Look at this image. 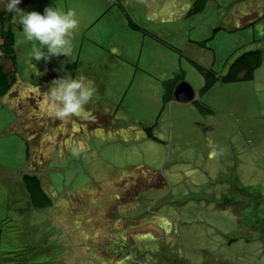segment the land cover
<instances>
[{
	"label": "rangeland",
	"instance_id": "374dc122",
	"mask_svg": "<svg viewBox=\"0 0 264 264\" xmlns=\"http://www.w3.org/2000/svg\"><path fill=\"white\" fill-rule=\"evenodd\" d=\"M66 1L76 16L111 9L101 12L90 31L81 25L78 37L84 52L75 69L74 62L58 60L42 80L32 81L22 58L19 63L24 79L18 93L31 95L0 97V260L18 254L17 261L25 262L17 264H69L66 259L74 256L75 264H89L92 247L85 244L89 240L82 241L84 232L80 231L85 230L79 225L111 217L100 224L106 231L112 222L118 227L108 237H119L120 248L103 241L107 237L93 246L99 256L114 257L105 264H218L220 255L226 254L237 264L246 262L250 249L242 244L236 247L229 240L246 237L244 229L239 235L241 223L236 226L232 209L246 203L248 194L254 197L256 209L264 212V0H211L202 13L193 16L188 14L191 0H121L114 6L113 0ZM125 12L146 26L136 31L127 25V31L124 17L120 18ZM147 28L160 37H147ZM162 41L188 53L193 51L221 76L243 53L261 51L262 63L250 80H216L209 91L200 94L204 83L200 72L188 57ZM204 45L214 48L212 65L209 53L201 48ZM80 47L78 44L76 55ZM68 66L72 70H67ZM174 73L191 84L210 113L201 115L189 103L173 102L170 108L160 101L161 82L174 78ZM66 76H83L94 82L96 92L86 111L93 125L88 129L95 137L94 143L89 139L95 154L84 153L87 139L80 135L71 134L62 141L60 127L48 132L44 152L35 149L38 138L43 137L38 132L37 99L48 93L53 80ZM117 111L120 116L131 111L161 143L150 139L137 151V141L122 143L121 135L110 138L109 131L94 126ZM69 125L63 128L65 134ZM113 127L126 133L115 122L108 129L113 131ZM171 144L183 150L175 153ZM29 163L37 167L50 205L27 213L26 205L20 202L24 189L11 192L25 170L34 171ZM137 165L160 173L163 182L141 189L137 202L115 207L113 202L99 200L91 205V198L98 195V175L112 182L123 181L122 172L131 168L124 180L133 181ZM230 171L236 172L242 185L231 178L219 183L217 177H227ZM149 182H154L152 176ZM228 189L229 198L239 204H230L222 211L217 207L224 203L219 196ZM130 195L123 187L122 202ZM115 213L119 216L112 220ZM72 216L76 223H68ZM65 223L70 226L65 227ZM0 264L15 263L7 260Z\"/></svg>",
	"mask_w": 264,
	"mask_h": 264
},
{
	"label": "clouds",
	"instance_id": "9594fccd",
	"mask_svg": "<svg viewBox=\"0 0 264 264\" xmlns=\"http://www.w3.org/2000/svg\"><path fill=\"white\" fill-rule=\"evenodd\" d=\"M120 2L121 0H113L111 5L114 6L116 4H119ZM69 6H70V3L67 2L66 0H62V1H58V0H0V21L1 22L3 21L2 24L4 23L3 29L7 31L8 30L11 31V33L13 34L16 40L19 37L25 36L27 41L33 43L32 51L17 50V48L15 47L16 48L15 54H16L17 61H16V66L14 67H17V74L14 76L15 78L14 81L16 85L13 86L11 91L13 89H16V90L14 91V93L11 92L8 95L10 98H13L16 95H24V94H26L27 96L31 95L27 91L18 93V86L20 85V82L24 79V77H22L21 72H20V63H19L20 59L23 58L25 63L27 64L28 66L27 74L33 75L31 79L32 81L42 80L43 74L45 73L44 72L41 75H39L40 72H38L35 69L36 68L35 63H38V62L49 63V64H45V67L47 68L51 64L52 60L54 62L56 61L58 62V60H64L65 63L74 62L73 68L75 69L76 66L78 65L80 54L84 52V45L82 44L80 38L78 37V33L81 31V25H85L86 27L85 30L90 31L96 25L98 21V17L100 16L101 12L106 14L111 9L110 8L111 6H110L100 11V13L98 12L96 15H92L89 13V15H85V16H82V15L76 16L75 11L68 8ZM40 13H43V15ZM118 13L120 12L118 11ZM122 17H124L125 23H128V19L130 18L134 22H137L129 15L128 12H125L124 14L121 13L120 18ZM254 23L255 22H253L252 25ZM144 26H146L145 23L141 24L140 28ZM126 29L127 31L130 32L127 26H126ZM153 35L155 36L154 38L160 37L156 34H153ZM146 36L153 38V36L149 34L148 35L146 34ZM163 42H164L163 44L170 47L171 49H174L179 54L188 57L190 60L189 63L193 66V68L196 71L200 72L204 83L199 91H201L202 88H205L206 77H208L209 79L214 77L216 81L218 76H220L218 69H216L214 66L212 68L205 66L201 59H197L194 56L193 51L191 53H188L187 50H183L182 47L174 46L172 44H169L167 41H163ZM2 44H3V40L0 39V46ZM78 44H81V47L79 49V52L76 55V47ZM209 47L210 45H204L201 48L207 53H209L208 59L212 65L215 63V53H214V48L210 50ZM1 55H2V52L0 51V56ZM66 69L72 70V66H68ZM83 72H84V67L81 68V73ZM177 75L181 76V74H177ZM180 84L189 86L193 92V97L192 99L185 101V102L179 101L177 99L176 101L177 103H182V104H187V103L195 104L196 103L197 104L198 101L202 102V100L200 99V95L199 94L198 96L196 95L194 88L191 86V84L186 82L182 76L175 83L173 87V92L171 96L172 99L174 98L173 96L174 89ZM212 86L213 85H211L209 90L212 88ZM95 92H96V89L94 87V82L91 80H87L83 76L79 78H69L66 76L61 79L53 80L51 83V88L48 90V93L47 94L43 93V95L37 99V104L35 106V113L38 117H40V119H38V127H39L38 132H41V136H43L44 128L48 125L54 124L55 120L59 121L61 126L71 121L66 134H65V130H63L65 126L61 128V131L64 133L62 137V141H64V139H66L71 134H73V137H75L76 135H80L83 138L87 139L86 148L88 150L87 152H84V153L86 154L90 152V154H95V152L91 150L90 142H89L90 141L89 139L95 140L94 139L95 137L91 135L90 130L88 129L89 127L93 125L91 124L88 111H86V106L92 101L95 95ZM164 92H166V90L163 88L162 93ZM160 95L159 97L160 99H162V96ZM47 96L49 98V102L47 101ZM43 112L45 113V115L42 114ZM118 113L119 111H117L114 114L113 112L110 113V116L107 117V123L103 122L104 121V118H103L101 122H99L97 125H94V126L103 128V132L109 131L107 136L110 138H117L118 135H121L123 137L121 139L122 143H125V142L133 143L137 141V144H138L137 151H139L140 149L139 145L141 143H147L148 140H150L148 139V137L151 136V134L148 132L149 129L146 130V128L148 127L144 123L139 121L136 117L130 120L128 117H124V118H121V122L118 123L117 121L113 119L114 116H116ZM118 116L120 117V115ZM77 118H81L82 121H79ZM75 122H78L79 129L76 126H74ZM112 122H115L116 127L120 130H125L126 133L121 134L120 132H117L115 130V127H113L114 129L113 131L108 129V128H111ZM73 129L77 131L76 132L72 131ZM103 135H105V133L101 134V136ZM40 140H42V137L38 138V143ZM79 140H80L79 137L75 138L76 142H78ZM158 142L161 143L160 140ZM38 143L35 149H37L38 152L40 151L44 152L48 144H44L42 148H39ZM170 147L173 148L172 144ZM115 149H118V148H115ZM179 152H175V153H179ZM215 154L217 153L214 150L213 155ZM120 155H124V154H120ZM128 157L132 158L131 155ZM29 166H31L34 171L32 173H29V172H26L25 170V173L21 174L20 176V182L16 184L15 189L11 192L13 194L14 191L18 190L19 188L24 189L25 196L20 202H23L26 205L27 213L32 208L35 210H41V209L47 208L50 205V199L48 198L46 193L43 191L41 181L36 173L37 167L33 163H29ZM133 169L137 171L136 178L133 181H125L128 178L127 172L131 170V168H127L126 170L122 172L123 178L125 179V180L123 179V182L129 183L131 187L138 190L142 186L143 180H146L149 182V178L151 177V175L146 174L145 173L146 170H143V168H140V165L133 167ZM162 182H163V179L161 178V175H160L159 177L154 178V182H151V183L154 186L155 183L161 184ZM98 187H99L97 188L98 195L91 198V205H94V203L98 202L99 200L111 202V199L108 196L106 188L101 184H98ZM147 187H149V185H147ZM134 202H137V201H134ZM130 203H133V202H129L127 204H130ZM127 204L126 203L116 204L115 207H120L122 205H127ZM65 212L67 213L68 210L65 209ZM100 212L103 214L104 212H106V209ZM74 213L75 212H72V211L70 212L71 215H74ZM127 214L128 213H126V215ZM118 216H119V213L113 214L112 220H114ZM110 218L103 219V220L88 221L89 223H92V224H88L87 226H83L82 224L79 225L80 228H83L85 230V231L83 230L80 231L81 233L84 232V234L81 235L82 241L89 240V241H85V244L86 245L88 244L89 246L92 247L89 250L90 251L89 264H95V262L97 261H99V264H105L114 258V257L99 256L97 252L93 249V246L98 241L104 239L105 237L107 238H105L103 241L108 240L109 244L116 250L120 248L119 237H108L109 235L112 234L113 231L118 230V227L114 228L115 224H113L112 222L108 227L109 231H106L105 225L100 224L103 221H108ZM68 223H76L75 216H72L69 219ZM68 223H65L64 226L69 227L70 225ZM66 262L69 264H75L74 256L68 257L66 259ZM19 263H23V262H19Z\"/></svg>",
	"mask_w": 264,
	"mask_h": 264
},
{
	"label": "trees",
	"instance_id": "16d2710c",
	"mask_svg": "<svg viewBox=\"0 0 264 264\" xmlns=\"http://www.w3.org/2000/svg\"><path fill=\"white\" fill-rule=\"evenodd\" d=\"M211 0H191V6L188 10L189 15H194L201 13L205 10L207 4ZM245 0H237L238 3L243 2ZM43 15V13H40ZM3 22V21H2ZM0 21V39L3 40V44L0 46V51L2 52V55L0 56V97L8 96L11 92L14 93L16 89L13 88L15 84L14 76L17 74V67L16 66V54L15 50H25V51H32L33 50V43L26 40L24 37H19L17 40L11 33V31H7L3 29V24ZM129 23V24H128ZM128 23H125L126 26L129 25L132 29L138 31V29L141 27L140 23L134 22L131 18L128 19ZM128 27V26H127ZM143 28V27H142ZM7 31V32H6ZM144 32L148 35H153L148 29L144 30ZM162 43H164L162 41ZM16 47V48H15ZM34 61V60H33ZM53 60L51 64L46 68L45 64H49L46 62H38L35 63L36 70L40 72L39 75L42 73H46L49 69V67L52 66ZM262 63V52L261 51H252L243 53L240 55V57L233 60L228 66L225 75H220L216 80H220L224 83L226 82H235V81H243V80H250L252 78V75L254 71L258 69V67ZM181 76L174 74V78L171 80H167L162 83V89L159 91L162 96L163 102L170 103V99L173 92V87L175 83L180 79ZM37 78V77H36ZM213 82H215V78H208L206 77L205 80V88H202L201 91H199L200 94L205 93L209 90L211 85H213ZM163 88L166 90V92L162 93ZM197 105L199 106L200 110L199 113L203 115L205 112L209 113L208 106H206L205 103L198 101ZM45 115V113H42ZM114 116V120L118 123L121 122V118L128 117L130 119H134L135 115L131 111H123L121 116ZM71 121H69L67 124H70ZM66 125V124H65ZM65 125L61 126L60 122L55 120L54 124L48 125L43 130V137L42 140L39 141L38 145L39 148H42L44 144H47L48 139V132L54 130L55 128L64 127ZM78 122L74 123V126H76L79 129ZM149 128H146L148 130ZM89 132V131H88ZM69 137V136H68ZM101 137V135H100ZM148 139L155 140L154 136H149ZM158 140V139H157ZM159 141V140H158ZM91 143H94L91 139ZM100 149L103 150V144L100 140ZM141 150V149H139ZM113 155V154H109ZM24 160V159H23ZM94 175L95 172H93ZM146 174H150L152 177L156 178L159 177L160 173L156 171H145ZM98 184L103 185L108 193L109 198L111 199V202L116 204L123 203V187H127L131 191V195L127 198L126 204L129 202L138 201V193L141 189L146 188L147 185L149 187L153 186L151 182H148L146 180H143V184L140 187V189L136 190L133 187L130 186L129 183H125L123 181H116L112 182L107 180L103 175H98ZM235 180L238 184H241V182L238 179V176L236 172L230 171V173H227V177L220 175L217 177V180L219 183H223L225 180L228 179ZM144 179V178H143ZM242 185V184H241ZM249 186H247L248 188ZM251 187V186H250ZM253 189V187H251ZM229 193H231L230 189L226 190V192H223L219 197L223 198L224 203L218 204L217 207H219L220 210L225 211L228 207V205H237L239 203L232 201L231 198H229ZM249 200L246 203H240V207H233V212L236 219V226L241 223V231L239 232V235H242L243 229L245 231L246 237L244 240H237V239H230L229 242H234L236 247H239L240 244L245 247V249H250L251 257L247 258V261L240 264H264V212L259 211L256 209V206L254 205L253 196L251 194H248ZM233 203V204H232ZM10 254V253H8ZM230 254H226V256L220 255V262L218 264H237L236 261L230 259ZM20 258L18 254H14L11 257H5L0 260V263H3L7 260L14 262L15 264L19 262H25L24 259H19L20 261H17V259Z\"/></svg>",
	"mask_w": 264,
	"mask_h": 264
},
{
	"label": "water",
	"instance_id": "95a60500",
	"mask_svg": "<svg viewBox=\"0 0 264 264\" xmlns=\"http://www.w3.org/2000/svg\"><path fill=\"white\" fill-rule=\"evenodd\" d=\"M173 96L179 101L185 102L192 99L193 92L189 86L180 84L174 89Z\"/></svg>",
	"mask_w": 264,
	"mask_h": 264
},
{
	"label": "crops",
	"instance_id": "0c3cea01",
	"mask_svg": "<svg viewBox=\"0 0 264 264\" xmlns=\"http://www.w3.org/2000/svg\"><path fill=\"white\" fill-rule=\"evenodd\" d=\"M213 87V86H212ZM159 95H160V93H158ZM197 95V94H196ZM156 97H157V95H156ZM156 97L154 98L155 100H156ZM200 99H201V97H200ZM157 101V100H156ZM160 101L161 102H163V99H160ZM177 101V99L174 97L173 99L171 98L170 99V103L168 102V103H165V101H164V103L165 104H168L169 105V107L170 108H172V105L171 104H173V102H176ZM189 105H191L192 106V108L196 111V112H198L199 113V111H201L200 110V108L197 106V104L195 103V104H193V103H189ZM209 113H210V111H209ZM200 114V113H199ZM103 122H106L107 123V116H104V121ZM205 143H203L202 144V146H201V149L203 148V145H204ZM173 149L176 151V152H179V151H181L183 148H181L179 145H175L174 147H173Z\"/></svg>",
	"mask_w": 264,
	"mask_h": 264
}]
</instances>
